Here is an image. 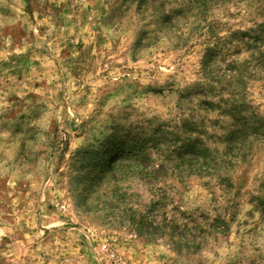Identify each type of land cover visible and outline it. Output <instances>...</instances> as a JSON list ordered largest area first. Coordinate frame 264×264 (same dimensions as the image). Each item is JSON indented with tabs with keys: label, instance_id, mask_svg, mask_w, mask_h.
Masks as SVG:
<instances>
[{
	"label": "rangeland",
	"instance_id": "1",
	"mask_svg": "<svg viewBox=\"0 0 264 264\" xmlns=\"http://www.w3.org/2000/svg\"><path fill=\"white\" fill-rule=\"evenodd\" d=\"M263 30L264 0H0V264H264Z\"/></svg>",
	"mask_w": 264,
	"mask_h": 264
},
{
	"label": "trees",
	"instance_id": "2",
	"mask_svg": "<svg viewBox=\"0 0 264 264\" xmlns=\"http://www.w3.org/2000/svg\"><path fill=\"white\" fill-rule=\"evenodd\" d=\"M253 40H263L264 39V30L261 34V36H255L252 38ZM231 144H229L230 146ZM117 150L114 149L112 151H110V153H107L103 158H102V164L100 166V170L104 172V174H107L108 172H111L115 169L116 163H117V158H113L114 157V152H116ZM120 155V154H119ZM190 161H193L192 158H190ZM194 162H197V160L195 159ZM221 219V218H220ZM219 218H216L215 220H213L212 222L209 223V231L210 234L213 233V230L215 229V224H217V222L220 220ZM187 239V243H190V238L189 236H186Z\"/></svg>",
	"mask_w": 264,
	"mask_h": 264
}]
</instances>
